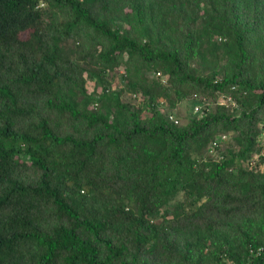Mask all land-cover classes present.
Instances as JSON below:
<instances>
[{
  "label": "trees",
  "instance_id": "obj_1",
  "mask_svg": "<svg viewBox=\"0 0 264 264\" xmlns=\"http://www.w3.org/2000/svg\"><path fill=\"white\" fill-rule=\"evenodd\" d=\"M263 125L264 0H0V264H263Z\"/></svg>",
  "mask_w": 264,
  "mask_h": 264
},
{
  "label": "built area",
  "instance_id": "obj_2",
  "mask_svg": "<svg viewBox=\"0 0 264 264\" xmlns=\"http://www.w3.org/2000/svg\"><path fill=\"white\" fill-rule=\"evenodd\" d=\"M154 75H158L160 76L161 80H163L164 78L162 77V75H160L159 71H154L153 72ZM235 88V85H231L230 86V90L227 91H220L217 94L216 99H207L204 96L201 97L199 100H197L196 102H194L193 104H191V111L194 115H200L203 112H206L210 105L212 103H218L224 106H229V107H236L237 106V102L235 100V97L233 96V94L231 93V90H233ZM160 104L163 103V99H160L159 101ZM169 118H172V120L174 122H177L178 119L175 118L172 114H168ZM264 134V125L262 126L261 130H260V135ZM226 134L225 133H218L217 135H215L213 137V139L210 141L209 147L207 148V152L209 154H214V147L222 142L226 141ZM260 155H264V149H260L259 151L255 152L251 158L249 159V163L250 165H252ZM264 166L263 162H260L258 164V167L262 169V167ZM263 264H264V257H263Z\"/></svg>",
  "mask_w": 264,
  "mask_h": 264
},
{
  "label": "rangeland",
  "instance_id": "obj_3",
  "mask_svg": "<svg viewBox=\"0 0 264 264\" xmlns=\"http://www.w3.org/2000/svg\"><path fill=\"white\" fill-rule=\"evenodd\" d=\"M119 71H121V68L118 70V72ZM118 72H116V74H117V76H115L116 77V80H119L120 79V77H119V74H118ZM120 73V72H119ZM150 74V73H149ZM150 76H151V74H150ZM86 87H87V89H90L91 88V81H87L86 82ZM187 108V103L186 104H183V103H179L178 104V106H177V110H178V112L182 115L183 113H185V111H184V108ZM263 138H264V134H263Z\"/></svg>",
  "mask_w": 264,
  "mask_h": 264
}]
</instances>
